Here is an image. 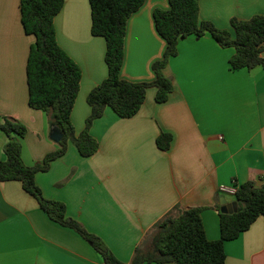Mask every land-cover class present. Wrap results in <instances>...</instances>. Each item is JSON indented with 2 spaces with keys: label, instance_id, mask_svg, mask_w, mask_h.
<instances>
[{
  "label": "crops",
  "instance_id": "obj_1",
  "mask_svg": "<svg viewBox=\"0 0 264 264\" xmlns=\"http://www.w3.org/2000/svg\"><path fill=\"white\" fill-rule=\"evenodd\" d=\"M55 19L60 47L83 72L72 113L77 134L91 115L87 99L108 77L107 43L92 34L89 0H64ZM200 19L231 30V20L264 15V0H199ZM169 0H146L129 20L121 78L133 83L155 80L153 65L167 43L158 34L154 12ZM33 36L22 23L21 0H0V126L3 119L23 124L22 158L27 166L57 151L49 115L29 106L27 64ZM234 48H222L211 35L190 36L164 70L175 91L156 102V88L130 119L108 108L91 135L100 144L92 157L70 144L36 181L47 199L62 202L69 218L100 237L125 264L133 260L153 227L175 207L202 208L207 238H221L217 205L221 186H264V63L234 71ZM264 59V52L262 53ZM173 141L161 150L157 139ZM8 136L0 128V161ZM221 211V206H220ZM226 264H264V217L239 239L226 243ZM0 264H104L100 254L75 230L53 221L19 181H0Z\"/></svg>",
  "mask_w": 264,
  "mask_h": 264
},
{
  "label": "trees",
  "instance_id": "obj_2",
  "mask_svg": "<svg viewBox=\"0 0 264 264\" xmlns=\"http://www.w3.org/2000/svg\"><path fill=\"white\" fill-rule=\"evenodd\" d=\"M92 12V34L103 37L107 43L105 61L108 77L88 96L91 115L83 132L77 134L72 113L79 95L83 72L80 66L60 47L57 40L55 19L64 7V0H21L22 23L27 35L35 38L27 64L29 106L46 112L52 128L58 127L64 135L59 149L48 154L35 166H27L22 158L23 139L27 128L3 119L1 130L8 136L5 147L6 160L0 161V181H19L41 208L55 222L75 230L100 254L104 264H125L112 253L97 235L67 215L64 203L45 197L36 181L37 174L46 173L51 164L63 157L73 144L80 155L89 158L100 149L91 135L96 120L108 108L117 116L130 119L136 116L147 98V91L156 88V102L166 103L175 91L174 82L164 70L170 60L178 55V44L190 36L207 34L222 48H234L230 60L232 70L253 69L264 63V15L249 20L232 19L231 30L217 28L212 22L200 19L199 0H169L168 10L157 9L154 21L158 34L167 43L162 60L153 65L155 80L150 83H133L121 78L125 59L127 26L131 17L146 0H89ZM173 138L162 133L158 147L169 151ZM240 205L237 213L222 214L220 206L221 238H207L202 219V208L183 210L175 207L159 221L136 248L130 264H226L227 242L234 241L264 217V186L258 188L246 183L235 195Z\"/></svg>",
  "mask_w": 264,
  "mask_h": 264
},
{
  "label": "water",
  "instance_id": "obj_3",
  "mask_svg": "<svg viewBox=\"0 0 264 264\" xmlns=\"http://www.w3.org/2000/svg\"><path fill=\"white\" fill-rule=\"evenodd\" d=\"M50 137L52 141L59 144L64 138V135L58 127H54L51 129ZM220 206H221L222 214L227 215V214H234L238 212L237 203H227L225 198L221 199Z\"/></svg>",
  "mask_w": 264,
  "mask_h": 264
},
{
  "label": "built area",
  "instance_id": "obj_4",
  "mask_svg": "<svg viewBox=\"0 0 264 264\" xmlns=\"http://www.w3.org/2000/svg\"><path fill=\"white\" fill-rule=\"evenodd\" d=\"M240 187L241 186H239L237 182H234L231 186H221L219 188V193L235 197Z\"/></svg>",
  "mask_w": 264,
  "mask_h": 264
}]
</instances>
